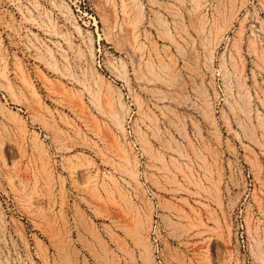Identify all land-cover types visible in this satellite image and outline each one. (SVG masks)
<instances>
[{
	"label": "rangeland",
	"instance_id": "obj_1",
	"mask_svg": "<svg viewBox=\"0 0 264 264\" xmlns=\"http://www.w3.org/2000/svg\"><path fill=\"white\" fill-rule=\"evenodd\" d=\"M0 264H264V0H0Z\"/></svg>",
	"mask_w": 264,
	"mask_h": 264
},
{
	"label": "bare ground",
	"instance_id": "obj_2",
	"mask_svg": "<svg viewBox=\"0 0 264 264\" xmlns=\"http://www.w3.org/2000/svg\"><path fill=\"white\" fill-rule=\"evenodd\" d=\"M139 231H141V229L139 230ZM140 237V236H139ZM141 242V241H140ZM147 247H145V249H146ZM148 249V248H147ZM148 252V251H147ZM149 253V252H148Z\"/></svg>",
	"mask_w": 264,
	"mask_h": 264
}]
</instances>
